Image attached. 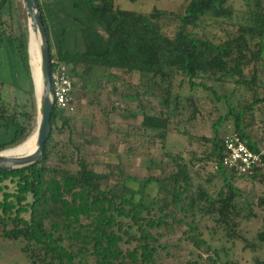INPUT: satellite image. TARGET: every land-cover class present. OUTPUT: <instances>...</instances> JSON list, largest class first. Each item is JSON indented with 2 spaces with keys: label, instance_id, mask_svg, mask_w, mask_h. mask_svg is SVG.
<instances>
[{
  "label": "trees",
  "instance_id": "16d2710c",
  "mask_svg": "<svg viewBox=\"0 0 264 264\" xmlns=\"http://www.w3.org/2000/svg\"><path fill=\"white\" fill-rule=\"evenodd\" d=\"M49 1L56 0H37V5L49 41L50 71L56 63H63L72 78L70 108L54 103L39 162L11 170L0 168V237L25 241L21 250L33 264H153L156 253L167 247L158 238L163 236L160 230L174 228L181 231L178 239L189 244L199 259L215 264L209 252L217 254V249L204 237L202 219L210 221L214 231L221 226L226 239L237 238L251 246L235 220L236 199L242 194L237 181L242 177L264 180V153L248 175L228 168L222 158L227 134L236 133L253 152H258L264 138L255 139L249 129L253 111L263 100L259 92L264 0H240L243 8L227 0H184L177 12L157 6L148 12L131 11L120 8L115 0H68L78 13L67 15L75 29L74 42L66 48L63 27L52 37L56 22L48 20ZM10 2L0 0V45L7 63L18 62L25 76L29 107L5 101L0 78V128L11 134L0 141V150L22 143L31 134L36 113L26 33H15L3 19L1 9ZM169 15L176 19L171 30L161 21ZM207 23L230 24L234 29L226 38L215 39L199 29ZM225 84H231L230 93L243 87L248 98L233 104L219 90ZM156 90L165 94V108L143 98ZM113 93L135 102L143 117L161 121L127 124L124 129L107 127L109 114L120 110L111 99ZM180 93L189 107L184 120H193L205 109L202 95L212 101L210 112L214 111L212 135L198 137L183 131L189 144L200 149L198 153L187 147L188 159L180 152L163 150L168 132L177 131L182 122L177 117ZM82 107L90 110V117L84 116L87 129L81 131L99 139L111 131L117 133L115 139L126 145L122 154L135 157L132 144L140 140L149 145L160 141L159 173L145 181L154 183L161 199L147 200L142 193L135 198V191L127 185L128 173L120 167L126 164L122 157L117 170L98 171L84 151L77 154L80 144L71 148L74 116L70 113ZM227 125L230 131L223 129ZM200 161L209 162L212 169H195ZM263 205L264 195L258 200V206ZM251 216L249 209L244 218ZM257 237L263 240L264 232Z\"/></svg>",
  "mask_w": 264,
  "mask_h": 264
},
{
  "label": "rangeland",
  "instance_id": "374dc122",
  "mask_svg": "<svg viewBox=\"0 0 264 264\" xmlns=\"http://www.w3.org/2000/svg\"><path fill=\"white\" fill-rule=\"evenodd\" d=\"M227 1L236 8H243L240 0ZM115 2L120 8H125L131 11L137 10L148 12L151 10L152 6H157L160 9L177 12L181 10V4L184 0H115ZM49 4L51 10L48 7V20H55L56 22V30L52 31V37L56 38L58 31L63 27L65 40L63 46L65 48L71 47L74 42L75 23H73L74 21L67 15H73L74 13H78V11L70 7L68 0L49 1ZM1 10L3 12V19L7 23H10L13 31L17 33L22 30L26 33V37L28 38V13L25 9L24 1L11 0L9 5ZM60 10L64 13L61 14ZM161 21L164 26H166L167 30H171L176 19L175 16L169 15ZM199 29L209 37L224 39L234 28L230 24L219 25L207 23L199 26ZM3 50V46L0 45V78L3 80V83L1 84V96L9 104H15L17 106L26 104L29 107V97L24 91L26 81L25 76L23 75L18 62L14 61L10 65L7 63ZM261 67V89L259 97H262L263 100L253 111V121L249 126L255 139H260L264 136V50ZM30 70L31 68L29 66V72ZM133 80H137L136 74L133 76ZM219 88L221 92L227 94L228 99H230L233 104H237L248 98V94L243 87L235 88L233 93H230L231 84H225L224 87L219 86ZM178 91L181 92L182 89H179ZM164 95L163 92L156 90L152 94L149 93L148 96H143V98L149 100L157 108L161 109L166 107V103L163 100L165 97ZM178 97L181 104H179L180 111L177 117L180 118L182 122L177 126V131L172 130L168 132L166 141L163 144V150L170 149L173 152H180L185 159H188L189 153L186 151L187 147L193 151L196 150L198 153L200 149L189 144L187 135L184 134L183 131L185 130L186 132L191 133V135L198 137L200 135H212L211 123L212 118L214 117V111H210L213 104L207 96L202 95L201 97L206 99V103L203 102L205 109L201 110V113H199L193 120L186 121L184 119L189 112V107L184 105L181 93ZM111 99L118 103L120 110L109 114V120L106 123L107 127L116 126L118 129H124L127 124L136 126L139 125V123L156 124V122L161 121L159 117L155 116L143 117V115L138 112L140 109L135 108V102L132 103L125 101L120 98L117 93H113ZM71 112L73 113L70 114L74 116L72 120L74 131L71 132L73 142L71 148L74 149L75 144H80L82 149L77 153L78 155L84 151L86 158L98 171L117 170L119 168L117 164L118 158L122 157L126 164L121 165L120 167L125 173H128L129 180H127V185L135 191V198L138 197V193H142L147 200L149 197H153L155 201L161 199V196L155 193L154 183L145 181L147 177L159 173L160 163H158V159L162 149L158 139L150 145L149 143H144V140L142 142L140 140L137 145L133 143V154L135 157L132 158V156L127 153H121L125 150L126 145L115 139L117 133L111 131L107 137L105 136L99 139L97 135H88V133L81 131V129H87L83 120L85 115L90 117V110L87 107L75 108ZM132 113L135 115H132ZM223 129L230 131V126H224ZM8 133L0 128V141L2 139L8 140L11 137V134ZM85 137L86 139L90 138L91 141L86 142ZM17 144L19 145V143ZM11 148H13V146L1 150H11ZM69 165L71 168L75 167L73 162H70ZM195 169L207 172L210 171L212 167L209 162L200 161L195 163ZM237 186L240 188L242 194L236 199L238 205L235 220L238 221L239 232H242L244 238L248 242H251L252 245L246 247L244 246V242L237 238H234L233 240L226 239L222 234L221 226L217 227V230L214 231L213 229L215 227L213 224L207 219H202L200 225L203 227L204 237L214 248L217 249V254L210 251V256L216 260L215 264H264V239L259 240L257 237L259 232H264V205L262 207L258 206V200L264 195V180L260 181V177L255 180L242 177L237 181ZM249 209L253 211L254 216L245 219L244 214L247 213ZM160 232L163 236L158 238L161 244H166L167 247L156 253V258L153 264H214L208 259H199L189 244L179 240L178 237L181 236V231L179 229L174 228L169 232L162 229ZM25 244L26 242L21 239H15L12 241L0 237V264H33L32 260L28 257V253L21 250V247H24Z\"/></svg>",
  "mask_w": 264,
  "mask_h": 264
},
{
  "label": "water",
  "instance_id": "95a60500",
  "mask_svg": "<svg viewBox=\"0 0 264 264\" xmlns=\"http://www.w3.org/2000/svg\"><path fill=\"white\" fill-rule=\"evenodd\" d=\"M25 9L28 13V37L29 31L32 29L35 33L36 39L38 41V55H39V71L41 72L42 81L40 87V95L37 97V92L35 90L34 79L32 77V89L34 95V102L36 103L37 113L35 119L34 133L36 135L35 144V154H17L12 157H4L0 150V168L3 170H11L12 168H20L36 164L41 160L43 143L49 136L50 132V114L53 111V95L51 86V72H50V58H49V41H47V36L41 20V12L38 10L37 0H23ZM28 41V38H27ZM29 50V41L28 48ZM27 50V55H28ZM29 64V56H28ZM42 88V89H41ZM18 145V144H17ZM15 145V146H17ZM13 146V147H15Z\"/></svg>",
  "mask_w": 264,
  "mask_h": 264
},
{
  "label": "built area",
  "instance_id": "2783aa9c",
  "mask_svg": "<svg viewBox=\"0 0 264 264\" xmlns=\"http://www.w3.org/2000/svg\"><path fill=\"white\" fill-rule=\"evenodd\" d=\"M51 72L53 103L70 108L72 78L63 63H56ZM224 155L222 161L228 168L235 169L239 174L248 175L260 164V156L264 153V138L259 144L258 152L250 150L236 134L230 133L224 137Z\"/></svg>",
  "mask_w": 264,
  "mask_h": 264
},
{
  "label": "bare ground",
  "instance_id": "6f19581e",
  "mask_svg": "<svg viewBox=\"0 0 264 264\" xmlns=\"http://www.w3.org/2000/svg\"><path fill=\"white\" fill-rule=\"evenodd\" d=\"M29 50H28V56H29V66L31 68V72L34 79V85L37 97L40 95V87H41V81L42 76L41 72L39 71V55H38V41L36 39L35 33L32 29L29 31ZM42 89V88H41ZM35 144H36V135L34 133V130L32 131V134L25 139L22 143L19 145L11 148V150H2L1 154L4 157H12L17 154H35Z\"/></svg>",
  "mask_w": 264,
  "mask_h": 264
}]
</instances>
